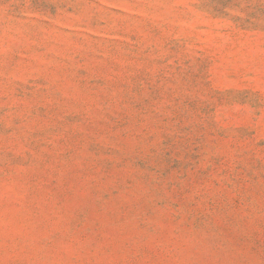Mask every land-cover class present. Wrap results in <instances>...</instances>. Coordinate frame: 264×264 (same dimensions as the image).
Masks as SVG:
<instances>
[{
	"label": "rangeland",
	"instance_id": "obj_1",
	"mask_svg": "<svg viewBox=\"0 0 264 264\" xmlns=\"http://www.w3.org/2000/svg\"><path fill=\"white\" fill-rule=\"evenodd\" d=\"M0 264H264V0H0Z\"/></svg>",
	"mask_w": 264,
	"mask_h": 264
}]
</instances>
